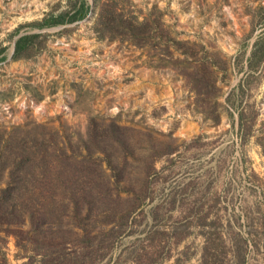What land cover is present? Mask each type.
<instances>
[{
	"label": "rangeland",
	"instance_id": "1",
	"mask_svg": "<svg viewBox=\"0 0 264 264\" xmlns=\"http://www.w3.org/2000/svg\"><path fill=\"white\" fill-rule=\"evenodd\" d=\"M104 8L153 38L100 35ZM0 51V138L40 125L76 146L92 118L122 128L96 164L111 208L134 212L78 264H264V0H0ZM191 52L210 107L175 62ZM39 260L0 232V264Z\"/></svg>",
	"mask_w": 264,
	"mask_h": 264
},
{
	"label": "trees",
	"instance_id": "2",
	"mask_svg": "<svg viewBox=\"0 0 264 264\" xmlns=\"http://www.w3.org/2000/svg\"><path fill=\"white\" fill-rule=\"evenodd\" d=\"M61 18H45L43 25L63 23ZM96 26L104 37L127 38L137 46L153 38L148 33L147 22L124 18L105 8L98 15ZM33 37L26 35L17 40L14 57L29 48ZM256 53L257 49L253 55ZM259 53L260 58L263 57L264 52ZM190 54V57L184 56L183 60L176 59L175 62L185 63V70H190L186 76L191 79V87L200 94V101L210 107L207 97L202 98L203 92L209 89L210 81L206 84L204 78L209 72L205 70L206 73L200 75L195 71L198 67L202 73L205 63L194 62L195 54ZM210 86L215 87V83ZM242 116L240 113V118ZM121 129L114 121L103 125L97 118H92L87 137L76 146L72 142L68 144L66 139L61 140L55 131H45L40 125L17 127L2 136L0 232L10 233L17 239L18 247L39 255V264H76V261L78 264L80 251L87 253L93 249L97 236L112 237L117 225L123 230L134 211H121L118 215L111 208L109 201L114 194L110 178L100 172L96 164L99 154L113 161L114 156L108 149L116 151L123 145ZM19 132L22 137L18 136ZM120 182L118 178L116 183ZM120 196L118 192L116 197ZM98 204L103 209H99Z\"/></svg>",
	"mask_w": 264,
	"mask_h": 264
}]
</instances>
